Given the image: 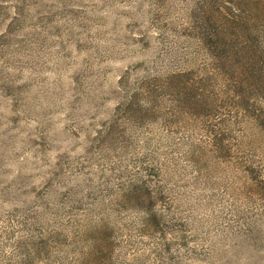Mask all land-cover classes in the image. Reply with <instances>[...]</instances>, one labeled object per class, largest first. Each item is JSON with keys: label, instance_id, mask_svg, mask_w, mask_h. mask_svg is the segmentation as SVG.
Wrapping results in <instances>:
<instances>
[{"label": "rangeland", "instance_id": "obj_1", "mask_svg": "<svg viewBox=\"0 0 264 264\" xmlns=\"http://www.w3.org/2000/svg\"><path fill=\"white\" fill-rule=\"evenodd\" d=\"M0 264H264V0H0Z\"/></svg>", "mask_w": 264, "mask_h": 264}, {"label": "trees", "instance_id": "obj_2", "mask_svg": "<svg viewBox=\"0 0 264 264\" xmlns=\"http://www.w3.org/2000/svg\"><path fill=\"white\" fill-rule=\"evenodd\" d=\"M153 81H154V79H153ZM193 99H194L195 102H197L195 98H193ZM197 103H198V102H197ZM211 111H212V109H211Z\"/></svg>", "mask_w": 264, "mask_h": 264}]
</instances>
